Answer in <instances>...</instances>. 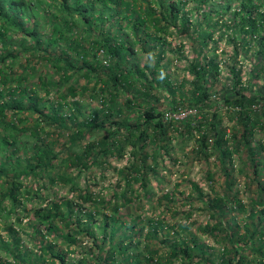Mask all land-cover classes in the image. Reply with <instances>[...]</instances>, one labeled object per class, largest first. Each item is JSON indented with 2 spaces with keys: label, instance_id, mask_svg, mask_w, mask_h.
Here are the masks:
<instances>
[{
  "label": "trees",
  "instance_id": "1",
  "mask_svg": "<svg viewBox=\"0 0 264 264\" xmlns=\"http://www.w3.org/2000/svg\"><path fill=\"white\" fill-rule=\"evenodd\" d=\"M141 1L60 0L58 11L64 16L46 15L51 26L47 42L60 40L64 43V48L56 55L47 51V46L43 48L47 51L43 53L44 62L57 76L52 81H42L43 75L38 74V85L43 93L54 92L51 103L43 101L27 84L32 75L25 74L24 70L34 68L25 65L18 71L11 70L10 66L0 67V228L6 233L4 239L0 235V249L10 255V259H0V264H174L178 260L179 264H264V180L260 181L264 174V95L252 88L253 80H250L255 73L243 82L233 66L227 67L230 73L228 85L211 93L210 81L219 75L218 63L207 60L204 54V47L211 39L207 26L210 23L217 25L230 8L226 5L220 10H210L215 15L213 21L211 14L202 13V18H196L192 24L182 13L186 0H153L155 7L160 8L161 20L174 22L180 15L183 17L178 33L194 34L192 43L199 46L196 57L187 64L192 77L191 89L185 98L182 92L179 93L180 99L186 102L180 107L173 105L174 90L169 88L159 64L162 39L167 32L159 26L156 10L150 2L144 0L146 5L142 6ZM191 1L195 13L203 4L212 2ZM236 1L238 7L229 12L223 27L231 30V36H236L232 40L230 36V42L235 44L238 40L241 48L245 45L252 48L262 65L264 0ZM6 3L19 9L24 6L23 0H0V14ZM7 18L3 17L34 42L31 50L41 51L37 32L23 29L13 15ZM76 19L84 25L83 32L75 28ZM125 22L129 23L132 41L147 53V60L140 68L127 58L134 49L128 36L121 33ZM149 23L157 32L147 30ZM6 31L7 26L1 24L0 62L3 64L14 62L19 55L10 52L9 41L4 39ZM147 39L151 43L145 46ZM24 47L20 51H24ZM97 49L104 53L105 64L96 57ZM236 54L234 52L233 57ZM149 63H152L150 68ZM5 69L8 72H4ZM71 70L84 80L82 87H77L80 78L76 83L72 82ZM144 70H147L146 74ZM9 71L13 79L7 78ZM8 81L11 84L7 85ZM86 97H97L100 105L77 120V115H82ZM219 101L225 104L227 119L238 127L236 130L231 128L227 136L220 125L219 114L215 112ZM191 107L200 113L195 126L189 123L190 114L183 119L171 116ZM31 117L33 122L28 128L25 123ZM44 126L57 128L56 133L42 134ZM257 131H261L263 137L253 144ZM193 135L194 154L207 156L209 150L215 157L216 170L223 178L221 194L207 198L204 203L209 216L217 220L200 226L187 220L192 211L188 208L182 212L183 224L177 222L163 232L161 218L140 219L137 211L145 205L154 210L150 200V179L155 177L158 167L163 169V158L173 159L170 152L174 142L171 144L170 141L180 145L179 141ZM63 137H67L66 141L60 142ZM240 148L245 150L246 156L241 162V170H250L257 196L250 197V209L238 219L244 204L236 195L230 169L232 153H239ZM125 154L127 166L115 168L110 164L113 160L120 161ZM108 169L115 171L119 180L106 196L94 189ZM79 175H83L82 184ZM208 177L214 183L220 176ZM191 186L197 189L196 184ZM54 187H61L65 193L58 200L47 199L44 206L30 208L32 233L28 241L36 249L34 253L21 244L8 216L14 217L15 227L19 226L18 212H24L22 201L34 199L39 189L51 193ZM162 199L166 206L174 205L168 192L160 194L156 204H161ZM187 201L182 204L191 202ZM158 215L161 217L162 214ZM138 224H143L144 233ZM39 227L66 246L77 245L81 238L76 235L83 234L85 242L78 244L81 255L76 262L67 261L65 249H54L55 242H51L50 237L45 239ZM57 229L61 230L60 234ZM196 231L208 237L217 248L199 244ZM170 232L173 235L170 236ZM141 235V240L135 239ZM157 237H160L165 256L158 255V250L150 248L146 242Z\"/></svg>",
  "mask_w": 264,
  "mask_h": 264
},
{
  "label": "rangeland",
  "instance_id": "2",
  "mask_svg": "<svg viewBox=\"0 0 264 264\" xmlns=\"http://www.w3.org/2000/svg\"><path fill=\"white\" fill-rule=\"evenodd\" d=\"M23 1L24 6L20 9L16 6H13L12 3H6L7 5L2 6L1 8L2 12L0 14V25L3 24L7 26V31L4 34V39L9 41L8 48L10 52H12L13 54L15 52H18L19 55L18 58H16V60L12 63H7L8 61H6L3 64L0 62V67L10 66L11 70L17 69L18 71L21 69V67H24L25 65L26 67L31 66L32 68H34L24 70L26 71L25 74L28 73L29 75H32V77L28 79L27 84L30 88H33L36 91L35 94L41 97L43 101L51 103L52 101H54V92L52 93V91L50 90L47 94L43 93V91L40 89V85H38L37 76L38 74L43 75L42 81H52L57 76V74L53 71V68L44 62L43 58L45 55L43 53L50 50L56 55L58 50L64 48V43H62L60 40H56L54 41V43L47 42V37L50 33L51 26L49 21L46 19V15L54 13L55 16H64L63 13L58 11L60 0ZM148 2H150V6L155 8L156 10L155 16L160 21L159 26L163 27V29H165V32H167V35H164V39H162L163 49L161 53V61L159 64L163 67L162 73L163 75H165L166 81L169 83V88H172L174 90L173 102L175 104L173 105L177 104V106L180 107L185 106L186 102L180 99L179 93L182 92L183 98H185L187 92L191 89L190 81L192 77L191 74L187 71V64L192 58L196 57L199 46L197 44L192 43L195 40L194 34L190 35L185 33H178V30H180L183 21V17L181 15L174 22H172V20H161L159 18L160 8L155 7L156 4L153 3V0H148ZM215 4L217 6H215ZM141 5L145 6L146 2L144 0L141 1ZM226 5H228L230 8L229 11L226 12L227 15H223L222 18L219 19V23H217V25H213L212 23H210L207 26V30L211 34V39L207 41V44L204 47V54H206L207 60L212 59L218 63L219 70V75L214 80L210 81L211 85L209 91L211 93H216L218 90L222 89L223 86L228 85V83L230 82V73L227 67L233 66L236 71L238 70L240 79L243 82L247 81L249 79V76L253 75L252 73H255V77L250 80H253L252 88L258 90L264 95V60L262 65L259 64L255 58V54L252 48L250 49L247 45L241 48L239 44L240 41L238 40L235 41V44H233V41L230 42V38L231 40L232 38L236 39V36H231V30L227 29L226 27H223L225 26L224 22L227 23L226 18H228L229 12L232 9L238 7L237 1L212 0V2H207L206 4H203L200 11L195 13L194 4L192 3V1L186 0L185 3L182 5V13L184 14V17L189 19L190 22L193 24L196 22V18H202V13L211 14L210 10H220L222 9L221 7H225ZM97 8H99V6H97ZM156 14H158V16ZM10 15H13L17 19V21L20 22L21 27L23 29H33L35 32L38 33L41 51L31 50L30 48L34 45V42L28 36L19 33L15 26L10 25L3 19V17L7 18L10 17ZM214 17L215 15L211 14V21L214 20ZM148 25V31L157 32L155 31L154 25H152V23H149ZM228 25L230 24L228 23ZM106 26L107 24L104 25V27ZM128 26L129 23L125 22L124 27L121 30L122 36H128V42L133 46L134 49L133 54H129L127 58H130L140 68L144 65L145 61L147 60V53L140 48L137 42L132 41V39L134 40V38L132 37L131 31ZM83 27L84 25L80 22V20H77L75 28L83 32ZM198 27L200 28L201 25H198ZM113 29L114 27L111 28L112 31ZM159 34H161L160 31ZM147 41L148 43L147 45L145 43V46H148L151 43L149 39H147ZM44 46H47V51L46 49L43 51ZM21 47H24V51H20ZM1 50L2 47L0 44V54L2 52ZM155 50H157V47L155 48ZM234 52H237L236 57H233ZM179 53H181V55H179ZM96 57L99 59L101 64H105L106 57L100 49L96 50ZM151 64L152 63H149V68ZM256 66L261 67L259 69ZM5 71L8 72L7 69H5L4 72ZM51 72H53L52 75H50ZM144 72L146 74L147 70H144ZM72 75V82L76 83L77 79L80 78V76H77L73 72ZM7 78L13 79V75L10 71ZM80 80L81 81L79 82V85H77V87L79 88L82 87L84 81L81 78ZM8 84L11 83L8 81L7 85ZM89 85L91 86V84ZM1 88L2 86H0V89ZM160 99L162 100L163 98H161L160 96ZM71 100H74V98L68 99L69 102ZM79 100L80 102H82V104L84 103L83 99ZM85 101L86 103H84L85 105L84 109H82V115H77V120H81L83 116L90 114L92 109L99 107L100 105L99 101L97 100V97L87 98V100ZM195 111L196 110L191 107L189 109H186V111H180L178 113L172 114L171 116L176 119H183L186 115L190 114L189 123L190 125L195 126L200 117V113ZM64 112L67 113L66 111ZM215 112L219 114L220 125L225 128L226 136L229 134V131H231V128H234V130L238 128L235 124H232V122L227 119L225 115V104L223 102L219 101L216 106ZM66 121H68V119ZM32 122L33 117L29 118L26 121L25 125L30 128ZM56 130L57 128L55 127L44 126L42 134H48L49 132V134L54 135L56 133ZM63 130L65 131L67 129ZM262 137V132L257 131L253 137V144H256V142L259 141ZM66 138L67 137L61 138L60 142L66 141ZM23 139H25V137ZM194 140L195 135L191 136L185 141H179L180 145H178V143L175 141H170L171 144L174 142V148L170 152V157L174 160H168L167 158H163L161 164V166H163V169H160L158 167V169H156L157 174L155 175V177L153 176L150 179V185L152 186L150 200L151 205L155 206L154 210L149 209L147 205H145L142 207L140 212L137 211L140 216V219H144L146 217L161 218L163 220V232L170 230L169 226L172 224L174 225L177 222L183 224L184 214L182 212L184 210H187L188 208H192V211L187 220L193 221L194 223L200 226H202L204 223H212L217 220L209 216L208 208L205 206L204 203L206 202L207 198L212 196L214 197L216 194H221L223 178L221 177L220 172L216 170L217 167L214 165L216 161L215 157H213V154L209 150L207 151V156H198L197 154H194ZM29 142L31 143V141ZM26 146L29 145L27 144ZM245 157V150L243 148H240L239 153H232L231 156L230 176L234 178L233 185H235V188L237 189L236 195L241 200V203L244 204V210L242 211V214H238V219L243 218L244 213H246L250 209V197L256 198L255 196H257V193L255 192V185L251 183L250 170H248L247 168L241 170V168L243 167V165H241V162L244 160ZM110 164L115 168L127 166V154H125L120 161L113 160L110 162ZM96 173L97 171L95 170L94 174ZM208 173H210V175ZM218 175L220 177L216 178ZM117 176L118 175L115 174V171H113L112 169H108L105 172L104 179L98 181V184L97 186H95L94 190L100 191L106 196H108L114 184L119 180V177ZM208 176L216 178V182L212 183L211 179H209ZM82 178L83 175L78 176L80 184H82ZM261 180H264V174L261 175L260 181ZM27 182L31 183L30 181ZM191 184H196L197 189H193ZM163 192H168L169 195H171V198L173 200L172 203L174 205H170V207L166 206V202L164 201V199L161 200V204H156V200L159 199L160 194H162ZM64 193L65 192L61 189V187H54L53 190H51V193H48L46 189H39L38 194L34 199H26L22 201L24 204V212L22 214L20 211L18 212V217L20 219L19 226L17 225L15 227L14 217L10 215L8 216V221L11 222L12 228H16L17 235L21 240V244L23 243V245L26 246L29 251H32L34 253L36 252L34 245H32L28 241L31 239L30 234L32 233V224L30 223L29 225V222L31 220L29 218V214H31L30 208L44 206L45 201L47 199L52 200L56 198V200H58L57 198H60L61 195H63ZM199 193L201 194V196H199ZM184 200H191V202L187 201L188 203L182 204V201ZM255 208L259 210L260 206H256ZM172 210H176V212L178 213ZM159 213L162 214L161 217L160 215H158ZM137 226L142 227V233L145 232L143 224H138ZM191 228L194 227L192 226ZM39 230L41 234H44L45 239L48 240V238L50 237V241L55 242L56 245L54 246V249L66 250L65 253L68 262H76V259H78L79 255H81L80 247L78 246V244H83L85 242V236L83 234L76 235V238H81L80 242H78V239H76V241L78 242L77 245L66 246V244L60 242V240L56 241V239H52L49 233H46L42 227H39ZM57 231L59 232V234L61 233L60 229H57L56 232ZM118 233H120V231ZM195 234L197 236L198 243L201 244L203 247L205 246L213 249L217 248V245L213 244L211 240L204 234H201L199 231H196ZM0 235L3 239L6 237V233L3 231L2 228H0ZM169 235L171 236L173 234H171L170 232ZM142 237L143 235H141L139 238L135 237V239L141 240ZM145 240L146 239L144 238V241ZM159 240L160 237H157L156 239H149V241L146 242L149 243L150 248H155L156 250H158V255L165 256L164 248L162 247V244L159 243ZM0 259H10V255H7L4 251L0 249ZM174 264H179V260L174 261Z\"/></svg>",
  "mask_w": 264,
  "mask_h": 264
}]
</instances>
